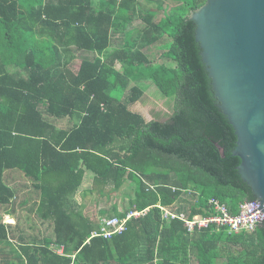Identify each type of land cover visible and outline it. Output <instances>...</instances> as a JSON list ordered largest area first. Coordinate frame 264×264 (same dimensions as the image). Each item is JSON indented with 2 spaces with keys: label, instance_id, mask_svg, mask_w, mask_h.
Segmentation results:
<instances>
[{
  "label": "trees",
  "instance_id": "16d2710c",
  "mask_svg": "<svg viewBox=\"0 0 264 264\" xmlns=\"http://www.w3.org/2000/svg\"><path fill=\"white\" fill-rule=\"evenodd\" d=\"M206 1L166 0L174 11L156 21L139 0H0V264H264V224L190 234L158 207L192 219L212 199L234 214L257 199L189 19ZM142 80L174 99L167 121L130 110ZM127 182L134 197L109 217L149 210L120 235L91 238L106 218L101 201Z\"/></svg>",
  "mask_w": 264,
  "mask_h": 264
},
{
  "label": "water",
  "instance_id": "95a60500",
  "mask_svg": "<svg viewBox=\"0 0 264 264\" xmlns=\"http://www.w3.org/2000/svg\"><path fill=\"white\" fill-rule=\"evenodd\" d=\"M241 178L264 202V0H207L191 13Z\"/></svg>",
  "mask_w": 264,
  "mask_h": 264
},
{
  "label": "built area",
  "instance_id": "2783aa9c",
  "mask_svg": "<svg viewBox=\"0 0 264 264\" xmlns=\"http://www.w3.org/2000/svg\"><path fill=\"white\" fill-rule=\"evenodd\" d=\"M212 211L205 215H196L192 219L185 214H176L168 208L158 205L162 210L165 220L179 219L184 222L188 233L193 234L197 230L214 228L216 231H227L229 234H239L242 232L254 233L264 224V202L255 199L243 203L237 214L232 213L226 203L217 199L210 200ZM149 209L142 212H131L126 218L106 217L101 220L99 232H94L91 238L102 237L111 239L115 235H120L127 230V224L132 218L144 215ZM90 238V239H91Z\"/></svg>",
  "mask_w": 264,
  "mask_h": 264
},
{
  "label": "rangeland",
  "instance_id": "374dc122",
  "mask_svg": "<svg viewBox=\"0 0 264 264\" xmlns=\"http://www.w3.org/2000/svg\"><path fill=\"white\" fill-rule=\"evenodd\" d=\"M153 1L154 2L151 3L147 0H139V2L141 4V9H142L141 13L142 14H146L147 11H155V13H156L155 19H156V21H160L161 19L165 18L169 13L170 14L173 13L174 6L166 4L165 3L166 0H153ZM140 23H142V21L138 20L134 24H129L127 26V30L134 29V27H137L138 24H140ZM120 39L122 40L124 38L121 37ZM120 39H118V41H120ZM128 41H130V39H128ZM169 42H170V39H169V41H165V43H163V45H162L163 48H160V49H164V47ZM147 49L149 50L150 47ZM160 55H161L160 50L153 51V56H154L153 58L155 60H157L156 63H162L163 62V59H161ZM80 56H82V55H80ZM84 56H85V54H84ZM84 56H83V58H85ZM79 63H80V61L78 60V62L76 63L75 66H79ZM117 69L122 71V67L120 64L117 65ZM140 87L144 90L145 95H144L141 102L136 103L134 105H130L129 106L130 110H132L135 113L143 115L144 118L148 122L153 121V120H157V121H161V122L167 121L169 119V117L172 115L173 110H174V99L163 97V95L160 94V92L156 89V87L152 83H149L146 80L145 81L142 80ZM63 125H68V123L65 122ZM90 175L86 176L85 184H84L82 190L91 187V182H92L91 176L92 175L91 176ZM19 179L20 178H18V180ZM19 181H18V183H22ZM134 194H135L134 184L132 182H127L124 185V187L122 188V190L119 191L118 193H115L111 197L110 200L103 199L101 201L100 207L103 208L105 211H107L104 216L105 217L114 216V212H113L112 208H113V205L115 203H117L120 210L125 209L128 206L130 199L134 197ZM23 195H24V193L21 194V197H23ZM28 195L29 194L27 192V196ZM169 210L171 211V209H169ZM183 214H186V213L183 212ZM8 222H11V220L10 219H9V221L7 220V223ZM29 225H31V224H29ZM41 230H43V229L41 228ZM37 235H38V233L34 232L33 236H37ZM54 250L58 251L56 248H54ZM232 250H233L232 247H226V252H225L226 257L229 256V255H227L228 252L232 251ZM193 261L195 263L196 259H194ZM223 261H226V258L223 259Z\"/></svg>",
  "mask_w": 264,
  "mask_h": 264
},
{
  "label": "crops",
  "instance_id": "0c3cea01",
  "mask_svg": "<svg viewBox=\"0 0 264 264\" xmlns=\"http://www.w3.org/2000/svg\"><path fill=\"white\" fill-rule=\"evenodd\" d=\"M10 177L12 178V179H16L17 178V174L16 173H12L11 175H10ZM14 185H17L18 184V182H16V183H13ZM85 184V183H84ZM84 184H83V186H84ZM83 186H82V188H83ZM82 188H81V190H80V192L76 195V197H75V199H76V201L77 202H79V203H81L82 202V200H83V191H85V190H88L89 188H86V189H84V190H82ZM22 214H25V213H22ZM25 216V215H24ZM9 219L11 220V222H8V223H10V224H12V225H16L17 224V220L16 219H14V217L13 216H11V215H7V220L9 221ZM25 220H27L28 218H24ZM34 220V219H33ZM29 230V229H28ZM23 232H25V230L23 231ZM33 232H36V233H38V234H44V230H41L40 228H38V229H35V230H33ZM22 233V232H21ZM29 233H30V231H29ZM54 248H56L58 251H56V250H54ZM52 249L55 251V252H58V254H63V250H64V248L63 247H57L56 245H52Z\"/></svg>",
  "mask_w": 264,
  "mask_h": 264
}]
</instances>
